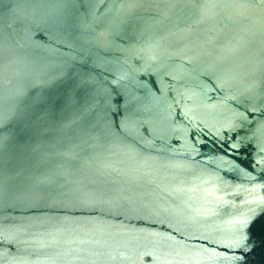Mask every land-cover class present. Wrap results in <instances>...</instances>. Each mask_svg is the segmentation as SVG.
Returning <instances> with one entry per match:
<instances>
[{"label":"water","instance_id":"1","mask_svg":"<svg viewBox=\"0 0 264 264\" xmlns=\"http://www.w3.org/2000/svg\"><path fill=\"white\" fill-rule=\"evenodd\" d=\"M0 264H264V0H0Z\"/></svg>","mask_w":264,"mask_h":264}]
</instances>
